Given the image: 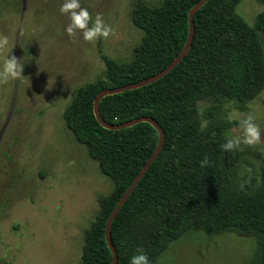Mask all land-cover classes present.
<instances>
[{
	"label": "trees",
	"instance_id": "1",
	"mask_svg": "<svg viewBox=\"0 0 264 264\" xmlns=\"http://www.w3.org/2000/svg\"><path fill=\"white\" fill-rule=\"evenodd\" d=\"M198 0L137 3L133 24L143 30L129 63L106 60L104 78L80 88L65 109V126L85 147L99 171L115 184L99 199L100 211L84 236L80 264H110L105 221L127 186L154 150L158 132L148 122L112 130L93 113L97 93L157 73L180 52L188 33V12ZM240 0H207L193 15V36L183 58L149 84L108 94L99 101L101 117L121 123L150 116L162 127L163 142L110 225L116 264H130L142 251L155 264L168 244L189 229L208 235L236 232L255 239L253 264H264V159L259 184L231 185L241 165L237 149L224 150L223 129L199 128L192 105L201 99L245 103L264 87V9L249 25L235 11ZM264 3V0H259Z\"/></svg>",
	"mask_w": 264,
	"mask_h": 264
},
{
	"label": "rangeland",
	"instance_id": "2",
	"mask_svg": "<svg viewBox=\"0 0 264 264\" xmlns=\"http://www.w3.org/2000/svg\"><path fill=\"white\" fill-rule=\"evenodd\" d=\"M161 1L80 0L89 27L99 15L112 30L85 41L82 30L64 31L69 17L59 12L61 0H0V37L8 42L0 64L9 56L22 68L17 78H0V264H80L99 199L111 196L115 184L74 139L63 113L78 89L104 78L106 60L134 59L143 30L131 11ZM263 9L259 0H240L235 11L252 25ZM258 37L264 51V35ZM192 110L199 128L223 129L226 138L241 137L239 122L253 117L260 141L236 148L242 160L231 185L249 178L254 189L264 159V87L245 103L207 98ZM256 248L251 236L189 229L155 264H253Z\"/></svg>",
	"mask_w": 264,
	"mask_h": 264
},
{
	"label": "clouds",
	"instance_id": "3",
	"mask_svg": "<svg viewBox=\"0 0 264 264\" xmlns=\"http://www.w3.org/2000/svg\"><path fill=\"white\" fill-rule=\"evenodd\" d=\"M60 14H67L69 23L64 31L69 35H74L76 30H82V38L85 41H93L97 37L107 38L111 29L97 15L95 21L89 27L90 15L86 8L80 6V0H61L59 6ZM7 38L0 37V48L7 45ZM22 68L14 57L3 58L0 64V78H17L21 75ZM241 128V137L226 138L222 148L227 151L238 148L241 144L254 145L260 141V129L253 122L251 115L246 116L239 122ZM130 264H149L148 257L142 251L130 258Z\"/></svg>",
	"mask_w": 264,
	"mask_h": 264
},
{
	"label": "water",
	"instance_id": "4",
	"mask_svg": "<svg viewBox=\"0 0 264 264\" xmlns=\"http://www.w3.org/2000/svg\"><path fill=\"white\" fill-rule=\"evenodd\" d=\"M206 1L207 0H198L190 8V10L188 12V16H187V18H188V33H187L186 40H185L183 47L180 50V52L177 54V56L168 65H166L164 68L159 70L157 73H155L151 76H148L146 78L140 79L138 81L127 83L125 85H121V86H117V87L104 88L97 93V95L95 96V98L93 100L94 116H95L96 120L98 121V123L107 129L117 130V129L129 127V126L134 125L138 122H148L158 132V140H157V144H156L154 150L149 155L147 160L144 162L142 167L139 169L138 173L135 175V177L133 178L131 183L123 191V193L121 194V196L119 197V199L117 200V202L115 203L113 208L111 209V211H110V213H109V215L105 221L104 237H105L106 244H107L108 248L110 249L111 255H112V259H111L110 264H116V262H117V252H116V249L114 248V246L111 242V238H110L111 222L114 219V217L117 215L120 207L123 205V203L125 202L127 197L133 191V189L136 186V184L138 183V181L141 179V177L143 176L145 171L148 169L149 165L156 158V156H157V154H158V152L162 146L164 132H163L162 127L156 122V120L150 116H138V117H134L132 119L126 120V121L121 122V123H108L100 115L99 101L105 95L119 93V92H123L125 90L137 88V87L149 84L153 81H156V80L160 79L161 77H163L164 75H166L183 58V56L187 52V50L190 46V43H191L192 36H193V15L196 12V10L199 9Z\"/></svg>",
	"mask_w": 264,
	"mask_h": 264
}]
</instances>
